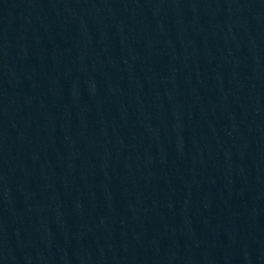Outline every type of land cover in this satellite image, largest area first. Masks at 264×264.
<instances>
[{"label":"water","instance_id":"obj_1","mask_svg":"<svg viewBox=\"0 0 264 264\" xmlns=\"http://www.w3.org/2000/svg\"><path fill=\"white\" fill-rule=\"evenodd\" d=\"M252 0H0V264H177Z\"/></svg>","mask_w":264,"mask_h":264}]
</instances>
